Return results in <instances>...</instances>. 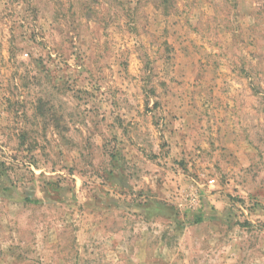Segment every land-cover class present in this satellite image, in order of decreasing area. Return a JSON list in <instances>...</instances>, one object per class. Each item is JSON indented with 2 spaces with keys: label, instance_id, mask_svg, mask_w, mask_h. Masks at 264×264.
<instances>
[{
  "label": "rangeland",
  "instance_id": "1",
  "mask_svg": "<svg viewBox=\"0 0 264 264\" xmlns=\"http://www.w3.org/2000/svg\"><path fill=\"white\" fill-rule=\"evenodd\" d=\"M0 264H264V0H0Z\"/></svg>",
  "mask_w": 264,
  "mask_h": 264
},
{
  "label": "trees",
  "instance_id": "2",
  "mask_svg": "<svg viewBox=\"0 0 264 264\" xmlns=\"http://www.w3.org/2000/svg\"><path fill=\"white\" fill-rule=\"evenodd\" d=\"M3 192H7V189L6 188H2ZM25 201H29V202H32L30 201L29 199H25Z\"/></svg>",
  "mask_w": 264,
  "mask_h": 264
}]
</instances>
